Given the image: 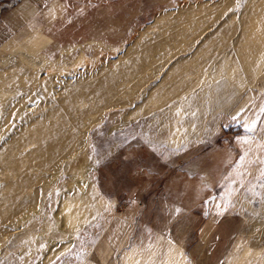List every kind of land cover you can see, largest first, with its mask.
<instances>
[{
	"label": "rangeland",
	"instance_id": "1",
	"mask_svg": "<svg viewBox=\"0 0 264 264\" xmlns=\"http://www.w3.org/2000/svg\"><path fill=\"white\" fill-rule=\"evenodd\" d=\"M0 264H264V0H0Z\"/></svg>",
	"mask_w": 264,
	"mask_h": 264
},
{
	"label": "bare ground",
	"instance_id": "2",
	"mask_svg": "<svg viewBox=\"0 0 264 264\" xmlns=\"http://www.w3.org/2000/svg\"><path fill=\"white\" fill-rule=\"evenodd\" d=\"M99 86H101V84H98L97 86H94V85L92 86V90L90 92L95 94L94 98L95 97L96 98H100V99L101 98H109L111 95L116 94L114 92V89H113L112 86L102 85L101 89H98ZM72 92L73 91L69 92V95L65 98L66 102L63 105L60 106L63 109L62 112H58L57 113L55 110L50 111L51 112L50 113L51 116H53V114L57 115V118H56L57 120L56 119L52 120L53 118L48 119L47 117H44V116L34 119L35 123L32 125V126H34V130L32 131L33 133L28 135V138H29L30 141H37V143H38L37 144L38 151L45 149L47 152H50V151L57 152L63 147V145H62L63 143H58V144L53 143L52 144L51 140L45 146L44 138H45V136L47 134H51V133L57 134L58 133L60 138H65L67 136H70L71 137V141H74V140L77 141V139L75 138V132L80 130L79 127H80L81 124L76 122V123L71 124L69 126V128L63 127V125H64L63 122H64V119H65V115L62 114V113H66L67 106L69 105V102H72V99L75 97ZM76 95L83 96V97L89 99L88 98V94H86L84 92H76ZM90 102H91V105H93V107H96V104L94 103L95 101L94 102L90 101ZM89 112H91V109L86 111V113H89ZM46 126H48V127H46ZM24 130H25V133H26V128H24ZM17 139H21L22 140V136H18ZM28 155H29V157H34L35 158V151H32ZM36 158L38 159L40 157H36ZM67 203H66V206L63 209V212L65 214L64 215V220H65V223H67L69 227H72V226L76 225L78 219L83 217V216H78L76 213L72 212L70 210V208H69V204H67ZM62 207H63V205H62Z\"/></svg>",
	"mask_w": 264,
	"mask_h": 264
},
{
	"label": "crops",
	"instance_id": "3",
	"mask_svg": "<svg viewBox=\"0 0 264 264\" xmlns=\"http://www.w3.org/2000/svg\"><path fill=\"white\" fill-rule=\"evenodd\" d=\"M27 3V1H24V4H26ZM33 5H32V3L31 4H29V3H27L26 5H23V7L25 8V9H22L23 7H21L20 9L22 10V12L24 13V12H26V10H28V9H30L31 7H32ZM27 7V8H26ZM26 13H28V12H26ZM25 13V16L24 15H22L21 14V12H19V15H13V14H9L8 15V18L10 19V20H12L13 22H15L16 20H18V21H20L17 25H14V26H12L13 28H14V30H17V29H20V25L21 24H26V22L28 21V23L30 24V22H29V18L31 17H29L27 14ZM33 15V14H32ZM33 17H35L34 15L32 16V18ZM31 18V19H32ZM27 26V25H26ZM23 29H25V28H23Z\"/></svg>",
	"mask_w": 264,
	"mask_h": 264
}]
</instances>
